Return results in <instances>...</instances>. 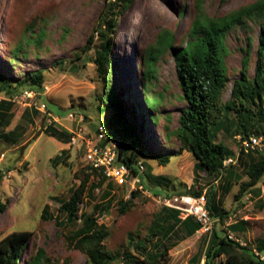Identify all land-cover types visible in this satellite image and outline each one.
Masks as SVG:
<instances>
[{"label": "rangeland", "instance_id": "374dc122", "mask_svg": "<svg viewBox=\"0 0 264 264\" xmlns=\"http://www.w3.org/2000/svg\"><path fill=\"white\" fill-rule=\"evenodd\" d=\"M255 1L133 0L125 13H119L109 54L111 89L137 130L145 151L170 157L164 166L139 158L144 168L137 178L139 186L136 179L127 188L113 182L109 186L96 185V178L88 177V166L76 146L45 133L50 125L41 106L48 107L55 118L64 119L69 114L75 119L83 117L82 125L78 121L56 124V128L67 132L76 133L80 128L91 133L101 116H108L99 112L104 87L93 63L98 42L86 53L83 49L92 34L94 41L98 38L95 32L98 20L114 1L0 0V70L12 85L23 83L27 74L37 71H42L45 77L42 90H17L12 94L6 112L7 125L1 124L0 128V203L4 205L0 212V242L15 233L31 234L19 264H88L87 256L75 247L73 234L81 228L84 217L92 213L94 204L101 202L110 203L108 210L94 214L96 223L108 232L102 243L113 258L109 264H127L128 260L136 264L137 258L143 257L144 247L156 252L167 249L166 264H204L208 238L198 230L188 237L193 224L182 221L161 201L165 195H177L192 185L206 192L220 182L215 183V176L206 177L194 169L197 160L191 153L176 154L180 144L174 133L179 111L186 105L177 81L173 52L160 50L153 68L156 76L151 80L145 77L143 59L148 47H164L160 37L165 33L174 37L177 50L192 40L189 31L198 13L196 3L204 16L221 18ZM117 9L118 6H111L108 15L116 14ZM261 24L264 26V19L246 20L226 35L223 61L228 84L224 101L229 99L233 82L239 79L245 55L248 76H254ZM4 99L0 94V100ZM262 105L264 109V98ZM260 126L264 130V124ZM235 128L228 124L224 129L214 127L211 131L217 133L214 141L237 154L236 138L241 136ZM61 155L66 158L54 165L52 160ZM251 161L252 158L244 157L242 162L239 160L227 168L226 172L239 175L240 180L233 178L226 194L220 188L217 190L218 195L222 194L226 211L233 207L239 183L248 180L245 170ZM221 175L228 179L225 171ZM81 183H85L83 202L76 220L69 223L59 208ZM254 190L241 200L242 206L224 225L215 223V228L218 225L217 229L227 230L236 222L246 221L244 233L231 235L248 248H255L264 240V178ZM132 191H137L134 198ZM129 199L133 206L121 214L119 205ZM39 251L42 259L36 261ZM224 261L221 256L212 264Z\"/></svg>", "mask_w": 264, "mask_h": 264}, {"label": "trees", "instance_id": "16d2710c", "mask_svg": "<svg viewBox=\"0 0 264 264\" xmlns=\"http://www.w3.org/2000/svg\"><path fill=\"white\" fill-rule=\"evenodd\" d=\"M113 1L108 6L107 11L98 20L99 25L95 31L98 38L94 41L92 34L88 38L83 51L85 53L90 51L94 43L98 42V48H95L93 63L104 87L103 94L99 98L101 104L99 112L102 114L108 113V116H101L98 125L104 127L108 140L117 138L119 141L118 161L123 162L129 169V184V182L138 178L141 174L135 165L139 161V158H148L156 161L158 165L164 166L168 164L170 157L155 151H145L137 130L128 121L123 111L122 103L116 96L115 91L111 89V62L109 54L112 48V36L121 15L119 13H125L133 0ZM113 5L118 6L116 14L108 15ZM196 9L198 13L194 17L189 31V37L192 40L184 48L179 50L174 49V37L169 33H165L160 37V41L164 47H148L143 59L145 77L151 80L156 76L155 69L153 68L161 51L169 49L173 52L177 81L182 91V99L186 105L179 111L178 128L174 133L180 144L176 154L180 155L183 151L191 153L197 160L194 169L206 177L215 176L216 180L214 182H220L217 186L212 185L206 192L203 191V188L192 185L186 191H182L174 196H187L191 198L204 196L206 199L205 209L213 220V230L210 237H208L207 246L204 251V264H212L215 259L221 256L225 258L224 264H264V240L258 243L255 248H248L246 245L243 246L239 242L228 238V232L231 234L244 233L246 221L236 222L228 226L227 230L217 229V224L220 226L224 225L227 219L237 211V207L242 206L243 202L241 200L243 198L256 191L254 188L264 178V156L251 153L244 154L243 152L239 154L237 161L241 160L242 162V158L244 157L246 159L248 157L252 158V161L247 165L245 170V176L248 180L239 183L233 207L231 210L226 211L222 205L221 193L226 194L229 191L232 179L234 178L239 181L240 177L233 172H226L227 168L235 165L223 167L222 163L227 158L234 157L235 154L232 150H228L223 143L214 141L217 133L213 134L211 131L214 127L217 128L216 130L224 129V126L226 127L229 124L232 127L236 126L235 132L242 139L259 134L264 136V130L260 126L264 124V109L262 105L264 98V26L262 24L258 37L259 45L257 47L254 76L252 78L248 76V57L245 55L241 60L239 79L233 82L229 99L227 101L223 100L224 90L228 84L227 70L223 61L226 35L236 25H244L246 20H263L264 0H256L221 18H208L204 16L198 3H196ZM44 82L45 77L43 72L37 71L27 74L23 83L12 85L0 70V94H3L5 97L4 100H0V128L1 124L7 125L9 114L7 115L6 112L9 111V107L11 106L10 100L12 94L17 92V90H42ZM46 111L52 114L48 107ZM34 113L37 114L36 111ZM230 117H233V119H230ZM97 128L98 126L91 133L98 134ZM45 133L49 137H57L60 142L65 144L70 140L69 133L64 129L56 128L54 123L46 127ZM64 158L66 157L62 155L56 156L52 162L54 165H57ZM87 169L89 171L88 177L93 176L96 178V185L109 186L114 183L106 179L101 171L90 169L89 167ZM224 171L225 176L228 178L227 180L221 175ZM84 184L81 183L71 193L69 198L61 203L59 208V211L65 213L66 221L69 223L76 220L79 213V207L83 202ZM122 186L128 188L127 184H123ZM218 188L221 190L219 195L217 194ZM136 192L132 191L130 193L131 198L136 197ZM107 195L108 192L103 195L104 201L107 200ZM171 197H173L171 194L165 195V198ZM109 206L110 203L106 205L103 202L94 204L92 213L84 217L81 228L73 234L75 247L87 256L88 264H109L113 259L107 254L102 243L107 238L108 232L96 223L94 215L96 212L100 213L108 210ZM132 206L133 202L129 199L119 205V211L121 214L128 212ZM3 210L4 205L0 203V212ZM185 220L188 221L189 218ZM215 223H217L216 228ZM192 224L193 228L187 232L188 237L199 229V225L195 221ZM30 237L31 234L29 232H21L3 239L0 242V264H19L22 254L26 251ZM136 246L140 247L138 243H136ZM142 251L143 257L137 258L136 264L167 263V249L156 252L144 247ZM41 259L42 252L39 251L36 261ZM127 264H134V262L128 260Z\"/></svg>", "mask_w": 264, "mask_h": 264}, {"label": "built area", "instance_id": "2783aa9c", "mask_svg": "<svg viewBox=\"0 0 264 264\" xmlns=\"http://www.w3.org/2000/svg\"><path fill=\"white\" fill-rule=\"evenodd\" d=\"M41 106L47 114L46 117L49 125L52 123L55 125L60 124V121H78L77 124L80 123V125L83 123V117L77 116L75 119L72 114H69L64 119L55 118L46 112L44 105ZM97 126L98 134L90 133L80 128L76 133L69 130V145L76 146L77 151L83 154L84 161L90 169L101 171L106 179L119 186L128 184L129 169L123 162L118 161L119 141L117 138L108 140L104 127L102 125ZM236 139L239 143L238 153L234 157L224 160L222 163L223 167L235 165L241 152L264 156L263 135H252L245 139L238 137ZM135 165L141 174L144 173L143 165L140 162H137ZM137 184H139V180ZM161 204L166 209L176 211L180 219L192 218L199 225V231L202 235L210 237L213 230V220L205 209L206 199L204 196L199 198L173 196L171 198H163ZM228 238L236 241L231 234H228Z\"/></svg>", "mask_w": 264, "mask_h": 264}, {"label": "crops", "instance_id": "0c3cea01", "mask_svg": "<svg viewBox=\"0 0 264 264\" xmlns=\"http://www.w3.org/2000/svg\"><path fill=\"white\" fill-rule=\"evenodd\" d=\"M205 176V175H204ZM167 210H169V209H167ZM176 215V214H175ZM182 221H185V220H182ZM190 221V222H189ZM192 222L194 223V220L192 219V218H189V220H188V222H187V224H192ZM183 226H185V224L183 223L182 224ZM198 232V231H197ZM231 234V233H230ZM205 261V260H204Z\"/></svg>", "mask_w": 264, "mask_h": 264}, {"label": "clouds", "instance_id": "9594fccd", "mask_svg": "<svg viewBox=\"0 0 264 264\" xmlns=\"http://www.w3.org/2000/svg\"><path fill=\"white\" fill-rule=\"evenodd\" d=\"M45 106V105H44ZM46 108V107H45ZM69 143V142H68ZM176 214H177V217L179 218V216H178V213L176 212V211H174ZM181 220H185V219H181ZM198 231H199V229H198ZM202 236H205V235H202ZM205 237H207L208 238V236H205Z\"/></svg>", "mask_w": 264, "mask_h": 264}]
</instances>
